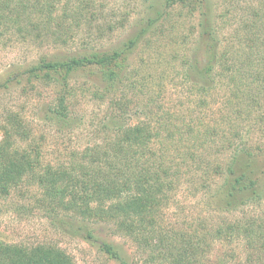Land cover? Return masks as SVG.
Segmentation results:
<instances>
[{
  "label": "trees",
  "instance_id": "1",
  "mask_svg": "<svg viewBox=\"0 0 264 264\" xmlns=\"http://www.w3.org/2000/svg\"><path fill=\"white\" fill-rule=\"evenodd\" d=\"M145 1L149 15L120 47L64 61L42 60L22 70L21 75L60 83L61 94L47 118L57 129L73 131L79 123L69 109L73 89L67 81L72 72L94 70L106 86L127 81L121 91L133 96L143 89V81L135 83L126 77V56L158 27L168 9L191 0ZM90 2L0 0V38L15 31L23 41L66 45L69 31L75 33L90 25ZM207 6L199 9L196 39L185 69L200 79H206L217 66L225 78L229 74L230 89L222 103L223 111L229 110L227 120L218 116L209 125L203 117L199 121L172 119L161 115L159 107L152 109L156 102L148 98L140 109L146 108L142 121L129 124L134 106L128 100L113 99L100 124L98 141L71 151L65 164L43 167L40 147L33 143L22 149L14 144L13 136L19 140L29 131L21 118L7 114L0 143V197H8L14 190L20 193L21 186L33 183L40 191L36 204L50 222H62V216L110 225L116 234L133 241L143 264H204L211 240L237 241L244 251L242 264H264V0L262 8L250 12L249 22L241 23V28L222 41ZM112 31L108 27L106 32ZM197 86L202 96L215 89L214 83L208 88ZM247 123L257 126L255 135L241 133L240 126ZM182 168L192 171L189 176L197 179L199 192L207 197L212 212L240 211L241 218L213 222L211 227L197 223L193 230L191 225L174 228L164 224V211L183 185ZM257 207L260 213L248 216ZM208 229L212 238H207ZM86 238L94 239L90 230ZM101 246L116 257L110 246ZM0 264L74 263L52 245L0 242Z\"/></svg>",
  "mask_w": 264,
  "mask_h": 264
},
{
  "label": "rangeland",
  "instance_id": "2",
  "mask_svg": "<svg viewBox=\"0 0 264 264\" xmlns=\"http://www.w3.org/2000/svg\"><path fill=\"white\" fill-rule=\"evenodd\" d=\"M90 1L93 18L90 25L83 26L75 33L69 31L66 45L33 42L29 38L23 41L22 36L15 31L1 36L0 143L4 138V128H7V114L15 115L21 118L29 133L26 132L19 140L13 136L11 139L14 144L22 149H29V146L35 144L38 149L40 147L41 166H60L67 163L71 151L81 150L88 143L101 138L100 124L113 99L128 100L129 105L134 106L129 114V124L142 121L146 108L143 111L140 109L148 98L156 102L155 106L151 104L152 109L157 110L159 107L160 114L163 113L161 115L165 114L172 119L199 121L203 117L204 123L212 125L218 116L223 120L230 117L229 110L223 111L222 106L230 89L227 82L229 74L225 78L222 68L217 66L206 79H200L185 69L196 39L199 9L208 5L207 11L215 18L217 37L222 41L229 38L241 23L249 22L250 12L262 8V0H191L171 7L158 27L149 32L136 49L126 56V77L135 83L143 81V89L136 90L133 96L121 91L127 81L121 80L119 84L106 86L107 82L94 70L72 72L67 81V85L73 89L69 109L79 123L77 121V128L73 131L57 129L47 118L55 99L61 94L60 83L53 78L21 75L22 70L42 60L64 61L116 49L150 13L145 0ZM120 23L123 24L122 28L118 27ZM108 27L113 31L106 32ZM211 83H214L215 89L202 96L197 85H206L208 88ZM202 100L203 104L200 105ZM147 109L150 111L149 107ZM243 126H240L241 133L250 136L257 133V126L250 127L249 123ZM209 161L213 160L209 158ZM181 171L185 174L183 185L172 196L164 211V224L174 228L191 225L189 229L193 230L197 223L211 227L213 222L241 218L240 211L227 214L212 212L207 197L202 191L199 192L197 179L189 176L192 171L187 173V168ZM30 184L21 186L20 193L14 190L8 197H0V242L23 246L52 245L62 250L74 264H143V256L137 253L133 241L116 234L110 225L70 221L62 216L64 223L57 220L50 222L36 204L35 199L40 196L39 189L35 184ZM253 210L255 212L251 211L248 216L261 211L258 207ZM87 230L91 231L93 240L86 238ZM207 233V238L213 237L209 235L211 229ZM211 241L203 259L204 264L243 263L241 243ZM101 244L110 246L116 257L104 252Z\"/></svg>",
  "mask_w": 264,
  "mask_h": 264
}]
</instances>
